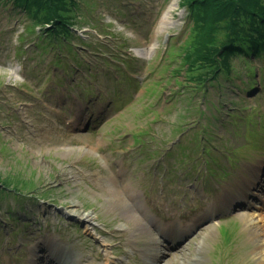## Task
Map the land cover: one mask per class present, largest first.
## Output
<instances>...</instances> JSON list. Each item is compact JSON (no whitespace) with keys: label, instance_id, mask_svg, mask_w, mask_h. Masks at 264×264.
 I'll return each mask as SVG.
<instances>
[{"label":"rangeland","instance_id":"obj_1","mask_svg":"<svg viewBox=\"0 0 264 264\" xmlns=\"http://www.w3.org/2000/svg\"><path fill=\"white\" fill-rule=\"evenodd\" d=\"M18 1L26 11L0 0V182L12 189L0 188V264H21V251L36 253L39 239L65 244L78 264L90 261V250L105 264L106 256L110 264H138L131 248H148V233L166 234L162 225L172 223L186 244L171 246L157 264H264V220L248 229L240 219L264 216V50L252 57L248 43L258 28L264 38V0L244 13L238 43L221 24L203 33L208 19L191 12L197 1ZM55 25L83 54L81 87L76 78L58 87L63 72L32 47L42 26ZM208 65L224 70L194 89L191 66ZM113 190L116 199L106 200ZM133 214L146 236L135 246L129 239L138 226L126 229ZM225 229L234 242L218 253ZM118 233L117 247L105 246ZM158 240L165 250V238Z\"/></svg>","mask_w":264,"mask_h":264},{"label":"trees","instance_id":"obj_2","mask_svg":"<svg viewBox=\"0 0 264 264\" xmlns=\"http://www.w3.org/2000/svg\"><path fill=\"white\" fill-rule=\"evenodd\" d=\"M12 2H16L22 6H26V2L22 1L19 2L18 0H9ZM197 1L200 3L199 6L192 4L191 12L196 19H200L202 17H206L208 19L207 24H202V27H200L203 31V33H211L210 31L215 29L219 24L223 25V30L229 38L232 37L233 40L238 41L242 38L245 31V27L243 24L240 23L242 17L244 16L245 12H250L260 9V5L258 4L257 0H186L185 4H189L190 2ZM258 4L259 6H257ZM251 8V10H247L248 8ZM222 21H220V20ZM50 24V22H48ZM61 24L65 25V28L68 29L70 26H72L70 23L61 22ZM44 28V27H42ZM49 33L57 34V37L60 38V40H63L60 46H55L56 43H49V46H52L53 48H59L61 51H71L68 46L67 42L69 40L67 37H62L61 34L64 33V31L60 30L57 25L51 26L49 28ZM48 33V34H49ZM262 30L261 28H258L257 34L258 37L253 38L251 37L250 40H248V43L250 44V51L252 55H257L262 50V47L264 45V38L262 37ZM47 34V35H48ZM51 34H49L50 36ZM252 35H249V37ZM58 38H55L58 40ZM46 40V39H45ZM47 40L44 41L43 44H46ZM230 45H233L231 43ZM41 49L46 51V47L42 45ZM246 52V50H245ZM226 55V54H224ZM205 60V59H203ZM209 64H219L217 60H209ZM224 64H226L224 62ZM202 65V64H201ZM200 66V65H197ZM208 69L204 68H190V77L187 80H191L197 84L195 88H199L198 85H206L209 82H212L216 80V77L218 76V73L224 69H221L217 66L208 65L206 66ZM201 89V88H200Z\"/></svg>","mask_w":264,"mask_h":264},{"label":"bare ground","instance_id":"obj_3","mask_svg":"<svg viewBox=\"0 0 264 264\" xmlns=\"http://www.w3.org/2000/svg\"><path fill=\"white\" fill-rule=\"evenodd\" d=\"M165 15H163L161 21H160V27L163 28L165 25H163V22L165 21ZM111 182H112V179H111ZM114 192L111 193V197L110 198H107L106 200H114L116 199V196H115V193L119 194L118 193V190L115 191L113 190ZM125 193H126V190L124 189ZM244 192L241 194V198L244 197ZM120 201V200H119ZM122 203H124L122 201ZM112 206V205H110ZM113 207V206H112ZM112 207H108L109 209L113 210L114 208ZM244 225L250 229V228H257L259 226V224H261V222L264 220V216L262 215H257V214H246V213H243L241 214V218H240ZM139 222L138 218L134 216V218L130 221L129 225L126 226V229L131 231L134 226L137 225V223ZM4 224H6L4 222ZM169 228H175L174 225H170ZM121 231V229H118ZM88 231V226L86 225V232ZM178 232V230H175ZM181 236V235H179ZM120 237L122 238V235L120 233L116 234V235H112L110 236L108 239L110 240V242L108 244H106L105 246H108L109 249H115L117 247L116 245V241L118 239H120ZM176 239V238H175ZM175 239H173L171 242H175ZM151 240H154V238H152ZM129 242H131L132 245H138V236H135L133 235L130 239H129ZM43 248L44 250L41 251V253H48V260L51 261V262H56L58 264H78L80 262L79 258L77 255H75L74 253H66V251H68V246H66L65 244H53L52 240L51 239H47V240H41L38 242L37 244V249L38 251L40 252V249ZM160 247H159V244L156 243L155 241H152L150 243V246L148 248H141V249H137V252L139 253V255L141 256V258L143 260H149L151 258H153L154 260H158V258H161L160 257ZM93 250H90L89 253H87V255H89V258L90 261L87 262V264H105L103 263L102 259L98 256V254H94L92 253ZM159 252V254H158ZM157 253V254H155ZM163 257V255H162ZM36 259H32L29 263L30 264H42V260L40 258L37 259V262H35ZM105 262L109 263V259L108 257L106 256L104 259H103ZM135 263H138V261H135ZM140 264V263H138ZM145 264H148V263H145Z\"/></svg>","mask_w":264,"mask_h":264}]
</instances>
